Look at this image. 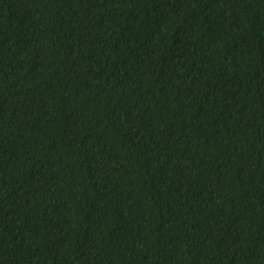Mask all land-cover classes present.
Segmentation results:
<instances>
[{"label": "trees", "instance_id": "16d2710c", "mask_svg": "<svg viewBox=\"0 0 264 264\" xmlns=\"http://www.w3.org/2000/svg\"><path fill=\"white\" fill-rule=\"evenodd\" d=\"M0 264H264V0H0Z\"/></svg>", "mask_w": 264, "mask_h": 264}]
</instances>
